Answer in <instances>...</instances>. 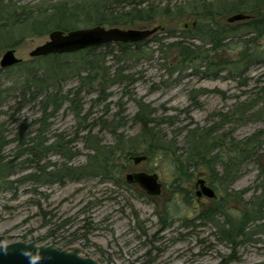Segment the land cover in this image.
I'll use <instances>...</instances> for the list:
<instances>
[{"label": "rangeland", "instance_id": "374dc122", "mask_svg": "<svg viewBox=\"0 0 264 264\" xmlns=\"http://www.w3.org/2000/svg\"><path fill=\"white\" fill-rule=\"evenodd\" d=\"M8 1L32 12L45 10L59 2L71 4L90 0ZM188 1L200 0L180 2ZM80 20L78 22L84 18ZM218 23L225 24L226 19ZM184 25L188 34H192L191 28L197 26V21L186 18L176 25H168L171 29L176 28V35L162 41L159 40L166 37L161 24L135 27L150 29L159 26L160 29L141 46L142 53L128 60L122 59L117 52L104 58L107 68L112 71L122 68L129 78H106V83L98 79L94 88L85 87L79 96L81 116L87 114L85 121L81 116L76 118L68 110V104L48 120V130L42 137L48 143L58 134L64 141L73 140L69 148L74 156L67 161L51 152L45 161L52 165H84L90 153L82 139L88 129L85 125L94 124L91 135L107 146L115 144L116 139L101 128V122L112 130L116 128V134L124 139L137 137L141 128L132 118L139 102L151 108L153 118L163 121L156 128L158 136L163 135L166 141L173 142L179 152L186 149L188 129L213 125L221 129V134L236 141L262 131L264 144V63L242 65L238 61L241 52L238 38L224 41L223 47L212 51L210 45L199 40L181 39ZM93 26L82 22L77 28ZM46 39L47 36L26 38L14 49L16 56L22 61L30 59L29 53ZM180 39L189 46L192 62H182L177 51L168 52L165 47ZM201 58L207 59L202 61ZM3 81L4 78H0V83ZM78 85V79L70 78L65 81L64 89ZM14 100L12 94L5 105H13ZM242 104L249 108L246 113L239 109ZM17 108V105L9 111L0 108V120L6 122L10 139L17 133L19 138L24 137L25 142L30 143L38 131L40 106L37 102H30L20 110ZM141 151V148L136 149L139 154ZM18 152L17 143H10L3 154L10 159ZM258 153V157L243 163L231 187L234 191L245 190L246 198L264 189L263 150ZM170 160L169 156L158 153L155 158L137 166L131 162L126 172L149 173L154 170L162 185L159 208L156 203L127 188L118 178L89 176L62 185L27 182L6 190L0 193V245L14 242L53 244L68 250L78 249L81 256L100 264H264V234L248 236L232 252L231 245L219 240L217 229L196 218L199 210L209 206L210 202L206 199L196 202L192 193V205H185L181 194L173 188L181 184L182 188L189 190L191 184L207 171L200 168L191 179L178 180ZM182 161L185 163L184 159ZM26 170L33 172V165ZM216 170L217 174L222 173L220 165ZM163 205L169 207L172 214L165 229L161 227L157 212ZM48 234L53 236L46 237ZM230 257L236 259L230 262Z\"/></svg>", "mask_w": 264, "mask_h": 264}, {"label": "trees", "instance_id": "16d2710c", "mask_svg": "<svg viewBox=\"0 0 264 264\" xmlns=\"http://www.w3.org/2000/svg\"><path fill=\"white\" fill-rule=\"evenodd\" d=\"M157 1L156 3L152 0H90L71 4L59 2L45 10L36 9L31 12L8 0H0V55L8 49L18 48L26 38H44L53 30L69 32L79 29L77 26L82 22L94 26L121 28L159 23L166 37L159 40L162 41L176 35V28L171 29L168 25H176L181 19L193 18L197 21V26L191 28L192 34H188L184 25L181 39L188 37L191 40H199L205 45H210L212 51L223 47L224 41L238 38L241 41L238 61L242 65L246 67V64L264 63L262 47L264 0H200L184 4H181V0ZM238 13L248 15L250 18L233 24L218 23L219 20H225L230 15ZM81 18L84 20L78 22ZM181 39L166 44L165 47L168 52L177 51L182 62H192L189 46ZM148 41L149 39H146L134 44L108 43L71 54L30 58L13 67L0 69V78H4L0 83V108L9 111L17 105V110H20L30 102H37L40 106L38 131L30 143L25 142L24 137L19 138L17 133L10 139L6 122L0 120V193L27 182L62 185L68 181L78 182L89 176H100L103 179L122 180L127 188L156 203L159 208L156 200L160 197L148 196L136 185L129 186L125 183L124 175L131 167V156L145 155L147 161L161 153L170 157L175 179L176 177L178 180L191 179L194 172L200 168L215 173L210 179L216 180V183L211 186L219 198L200 209L196 218L217 229L219 240L231 245L234 252L248 236L264 234V189H261L259 194L246 198L245 190L234 191L228 184L238 176L241 166L248 159L258 157L261 150L264 156L262 131L236 141L221 134V129L215 125L188 129L186 149L179 152L173 142L166 141L163 135L158 136L156 128L163 121L153 118L151 108L139 102L132 118L141 128V133L137 137L124 139L122 135L116 134V128L112 130V127L101 122V128L108 130L116 139L115 144L107 146L91 135L94 124L85 125L84 127L88 129H85L87 132L82 139L84 147L90 153L87 154L84 165L77 167L67 163L52 165L45 161L51 152L59 154L67 161L74 156L69 148L73 140L64 141L62 135L58 134L48 143L42 137L48 130V120L54 117L64 104H68V110L73 112L76 118L81 116L79 96L85 87L94 88L98 79L106 83V78H129L128 75H124L122 68L113 71L107 68L104 58L117 52L122 59L128 60L142 53L141 46ZM201 59L204 61L207 58ZM70 78L78 79L79 85L65 90V81ZM12 94L15 95V103L5 105L6 99ZM239 109L244 113L249 110L245 104ZM81 117L85 121L87 114ZM10 143H17L19 152L7 159L3 151ZM138 148H141V154L136 152ZM30 164L33 165L34 171L26 172ZM218 165L222 169L221 174H217ZM150 172L154 173V170ZM224 180L227 182L225 186L222 184ZM173 188L176 193L181 194L185 205H192L190 189L182 188L181 184L178 186L176 184ZM160 211L157 212L161 227L165 229L170 224L172 214L169 207L166 208L164 205ZM51 236L53 235L48 234L46 237ZM235 259L230 257L229 261Z\"/></svg>", "mask_w": 264, "mask_h": 264}, {"label": "water", "instance_id": "95a60500", "mask_svg": "<svg viewBox=\"0 0 264 264\" xmlns=\"http://www.w3.org/2000/svg\"><path fill=\"white\" fill-rule=\"evenodd\" d=\"M250 16L238 13L226 18L227 24L248 20ZM159 26L150 29L118 28L93 26L90 28L76 29L69 32L53 30L47 35L46 41L34 48L30 58L44 57L53 54H71L88 48H98L108 43L134 44L142 42L154 35ZM22 59L16 56L14 49H8L0 55V69L10 68L19 64ZM147 157L131 156L134 165L146 161ZM124 180L128 185H136L148 196L158 197L162 193V185L156 174L147 172L126 173ZM198 196L214 199L216 194L213 189L199 182ZM39 254L42 259L40 264H100L90 257L80 255L78 249H64L57 245H37L35 242H14L0 245V264H29L28 258L23 254Z\"/></svg>", "mask_w": 264, "mask_h": 264}, {"label": "flooded vegetation", "instance_id": "af4514ba", "mask_svg": "<svg viewBox=\"0 0 264 264\" xmlns=\"http://www.w3.org/2000/svg\"><path fill=\"white\" fill-rule=\"evenodd\" d=\"M131 161V160H130ZM133 164V163H132ZM134 165V164H133ZM139 165V164H138ZM134 166H137V165H134ZM133 167V166H132ZM212 174H215V173H209V172H206L205 174H202V177L201 178H197L195 181H194V183H193V185L191 184V189H190V192L191 193H193L194 194V198H195V201L196 202H198L199 200H201V199H206V200H208V202H212V201H215V200H217L218 198H219V195L217 194V192L215 191V189H214V187H212L211 185L214 183H216V180H214V179H210L211 178V175ZM236 178H234L233 180H231L228 184L230 185V188L232 187V184H233V182H234V180H235ZM200 181H202L203 183H204V185L205 186H207V187H209V188H211V189H213L214 190V192H215V194H216V197L214 198V199H209V198H207V197H205V196H203V195H201V196H198L197 195V192L200 190V184H199V182ZM226 181L224 180V181H222V184L225 186L226 185ZM130 186V185H129ZM134 186V185H133ZM161 196V195H160ZM160 196H158V197H156V198H159ZM161 198V197H160ZM157 201V203H158V201H159V199L158 200H156Z\"/></svg>", "mask_w": 264, "mask_h": 264}, {"label": "clouds", "instance_id": "9594fccd", "mask_svg": "<svg viewBox=\"0 0 264 264\" xmlns=\"http://www.w3.org/2000/svg\"><path fill=\"white\" fill-rule=\"evenodd\" d=\"M29 260V264H40L42 257L39 254L31 255L29 252L23 253Z\"/></svg>", "mask_w": 264, "mask_h": 264}, {"label": "bare ground", "instance_id": "6f19581e", "mask_svg": "<svg viewBox=\"0 0 264 264\" xmlns=\"http://www.w3.org/2000/svg\"><path fill=\"white\" fill-rule=\"evenodd\" d=\"M36 243V242H35ZM37 244V243H36ZM38 245V244H37Z\"/></svg>", "mask_w": 264, "mask_h": 264}]
</instances>
